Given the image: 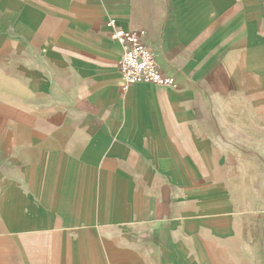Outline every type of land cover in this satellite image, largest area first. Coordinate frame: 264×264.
Segmentation results:
<instances>
[{
  "label": "crops",
  "instance_id": "crops-1",
  "mask_svg": "<svg viewBox=\"0 0 264 264\" xmlns=\"http://www.w3.org/2000/svg\"><path fill=\"white\" fill-rule=\"evenodd\" d=\"M0 264H264V0H0Z\"/></svg>",
  "mask_w": 264,
  "mask_h": 264
},
{
  "label": "built area",
  "instance_id": "built-area-1",
  "mask_svg": "<svg viewBox=\"0 0 264 264\" xmlns=\"http://www.w3.org/2000/svg\"><path fill=\"white\" fill-rule=\"evenodd\" d=\"M105 25L112 37L122 45V54L118 61L125 78L124 89L142 82L163 87L176 86L175 78L162 71L151 45L146 43L145 30L123 29L116 18H109Z\"/></svg>",
  "mask_w": 264,
  "mask_h": 264
}]
</instances>
